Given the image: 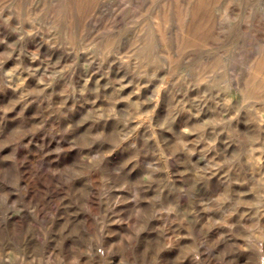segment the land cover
<instances>
[{"label": "rangeland", "instance_id": "obj_1", "mask_svg": "<svg viewBox=\"0 0 264 264\" xmlns=\"http://www.w3.org/2000/svg\"><path fill=\"white\" fill-rule=\"evenodd\" d=\"M263 56L264 0H0V264H264Z\"/></svg>", "mask_w": 264, "mask_h": 264}, {"label": "bare ground", "instance_id": "obj_2", "mask_svg": "<svg viewBox=\"0 0 264 264\" xmlns=\"http://www.w3.org/2000/svg\"><path fill=\"white\" fill-rule=\"evenodd\" d=\"M188 12H189V11H188ZM190 17L193 18V17H194V14L191 13V14H190ZM263 57H264V56H263ZM257 70H258V64H257V66L254 67V70H253V73H252V74H255V71H257Z\"/></svg>", "mask_w": 264, "mask_h": 264}]
</instances>
